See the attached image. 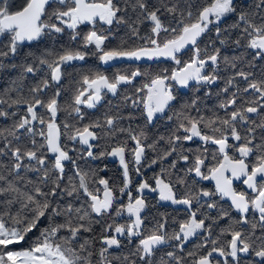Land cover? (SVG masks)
<instances>
[{"label":"snow or ice","instance_id":"obj_1","mask_svg":"<svg viewBox=\"0 0 264 264\" xmlns=\"http://www.w3.org/2000/svg\"><path fill=\"white\" fill-rule=\"evenodd\" d=\"M0 264H264V0H0Z\"/></svg>","mask_w":264,"mask_h":264},{"label":"flooded vegetation","instance_id":"obj_2","mask_svg":"<svg viewBox=\"0 0 264 264\" xmlns=\"http://www.w3.org/2000/svg\"><path fill=\"white\" fill-rule=\"evenodd\" d=\"M86 30V29H85ZM130 62L128 61H121V62H113L111 65H101L95 58L89 59L86 62V66H96L102 71H107L111 73L115 68H124L129 66ZM80 66V65H77ZM160 66H170V62H162ZM139 83V81H137ZM109 164V170L107 172L101 173V175L105 176H115L117 179L119 178L120 170L117 165L112 161H106ZM163 210V209H161ZM171 210V208H169Z\"/></svg>","mask_w":264,"mask_h":264}]
</instances>
